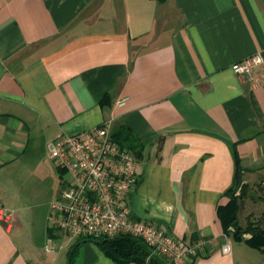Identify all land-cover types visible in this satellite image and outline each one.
Masks as SVG:
<instances>
[{
  "label": "crops",
  "instance_id": "obj_1",
  "mask_svg": "<svg viewBox=\"0 0 264 264\" xmlns=\"http://www.w3.org/2000/svg\"><path fill=\"white\" fill-rule=\"evenodd\" d=\"M255 54L264 0H0V264H117L49 223L71 176L47 145L105 122L136 140L135 219L191 249L186 264H264L218 216L237 166L264 184V83L232 70Z\"/></svg>",
  "mask_w": 264,
  "mask_h": 264
},
{
  "label": "built area",
  "instance_id": "obj_2",
  "mask_svg": "<svg viewBox=\"0 0 264 264\" xmlns=\"http://www.w3.org/2000/svg\"><path fill=\"white\" fill-rule=\"evenodd\" d=\"M264 57L255 54L232 65L237 75L253 83H264ZM127 97L118 99L123 107ZM110 122L74 135H61L47 145V156L71 176L59 197L50 203L49 223L53 230L82 239L98 240L128 235L142 240L151 254L169 264H186L192 250L163 225L140 222L132 216L129 198L138 184L134 158L111 137ZM0 222L11 226V214L0 207ZM228 245L222 251L227 253Z\"/></svg>",
  "mask_w": 264,
  "mask_h": 264
},
{
  "label": "trees",
  "instance_id": "obj_3",
  "mask_svg": "<svg viewBox=\"0 0 264 264\" xmlns=\"http://www.w3.org/2000/svg\"><path fill=\"white\" fill-rule=\"evenodd\" d=\"M156 1L164 2L166 0ZM111 137L120 147L126 149H132L136 142L124 127H121L117 136L111 135ZM236 183H239L241 188L239 199H245L250 187L242 182V168L240 166H237L233 185L226 192L229 202L225 208H220L218 211L219 219L227 235L231 234L238 241L243 240L253 250L264 251V213L255 221L247 218L246 226L244 228L239 227L237 220L238 205L233 194V187ZM257 190L259 192L257 199L264 204V184H259ZM231 228L235 231L230 232ZM247 235L249 237L244 239V236ZM85 241L96 243L104 254L117 264L131 261L139 264H166L160 256L151 254V249L142 240L128 235Z\"/></svg>",
  "mask_w": 264,
  "mask_h": 264
},
{
  "label": "rangeland",
  "instance_id": "obj_4",
  "mask_svg": "<svg viewBox=\"0 0 264 264\" xmlns=\"http://www.w3.org/2000/svg\"><path fill=\"white\" fill-rule=\"evenodd\" d=\"M57 185V180L53 175H46L38 177L37 180L33 181V186L36 190H43L46 188H53ZM250 190L245 199H239L240 197V184L236 183L233 187V194L236 198V203L238 205L237 220L238 225L241 228L246 226V219L257 220L262 213H264V204H262L258 199L259 192L257 189L249 186ZM231 232L235 231L233 228L230 229Z\"/></svg>",
  "mask_w": 264,
  "mask_h": 264
}]
</instances>
